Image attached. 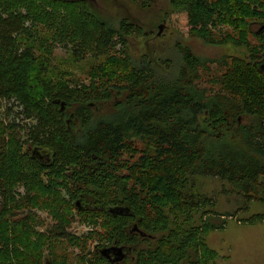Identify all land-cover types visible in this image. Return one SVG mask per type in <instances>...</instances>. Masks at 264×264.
I'll list each match as a JSON object with an SVG mask.
<instances>
[{
	"label": "trees",
	"instance_id": "trees-1",
	"mask_svg": "<svg viewBox=\"0 0 264 264\" xmlns=\"http://www.w3.org/2000/svg\"><path fill=\"white\" fill-rule=\"evenodd\" d=\"M130 1L147 9L154 0ZM169 1L164 21L179 34L244 46L253 58L264 50V0ZM149 33L131 21L117 27L84 4L0 0V108L13 103L29 121L0 120V264H110L102 250L111 246L133 251L115 264H212L220 255L210 232L239 212L215 211L200 177L264 202L263 72L242 55L206 61L180 41L173 58L135 55L130 38ZM61 44L75 61L90 60V82L55 76L51 55ZM35 147L51 156L49 166ZM45 171L64 178L65 191ZM77 199L91 208L78 209ZM38 208L55 218L46 233L35 230ZM76 215L94 227L84 240L68 232ZM70 243L81 250L76 262Z\"/></svg>",
	"mask_w": 264,
	"mask_h": 264
},
{
	"label": "rangeland",
	"instance_id": "rangeland-1",
	"mask_svg": "<svg viewBox=\"0 0 264 264\" xmlns=\"http://www.w3.org/2000/svg\"><path fill=\"white\" fill-rule=\"evenodd\" d=\"M101 3L105 8L99 7ZM98 5L97 13L101 18L115 26L118 27L123 20L131 21L140 24L145 33L151 32L149 34L152 36L148 38L141 37V35L130 38L129 47L135 55H141L144 51L149 52L152 49L158 55L173 58L176 53L175 45L179 41L189 46L194 53L206 61L220 60L224 56H243V52H248L244 46L238 48L231 45H211L200 38L179 34L170 23L164 21L166 12L172 9L169 0H154L150 8L147 9H141L130 0H108L107 2H98ZM160 25H162V34L158 35ZM39 30L42 34H47L42 26L39 27ZM51 59L55 76L64 74L71 82H90V60L75 61L71 56L70 49H67L63 44L54 47ZM211 66L216 68V63ZM204 86H207L212 92L217 90V86L211 82H207ZM20 110V107L14 106L13 103H4L0 108V120H3L5 124L12 122L18 127L19 125L23 126L29 121L17 114ZM244 120L248 122V119ZM22 135V140L26 143L24 149H26L28 143L25 141L27 138L25 131L22 132ZM138 146L141 148L143 144L138 143ZM199 184L202 191L215 196V211L226 214L227 217L230 213L239 212L234 218H226L224 228L210 232L207 238L208 245L220 255L212 264H264V220L257 223H240L238 219L250 218L253 215L264 216V202L253 200L248 203L244 195L239 194L235 188L229 186L228 183L224 184L216 177H200ZM245 205H248L249 208L244 209ZM25 214L26 211L20 210L13 216V219H19ZM33 214L36 219L35 230L37 232L46 233L54 226L55 218L48 209L38 208ZM93 228L86 216L76 215L68 232L80 236L84 240ZM67 242L69 243V240ZM96 243V240H89L88 248L93 249ZM70 246L71 258L76 262V255L81 250L71 243Z\"/></svg>",
	"mask_w": 264,
	"mask_h": 264
},
{
	"label": "flooded vegetation",
	"instance_id": "flooded-vegetation-1",
	"mask_svg": "<svg viewBox=\"0 0 264 264\" xmlns=\"http://www.w3.org/2000/svg\"><path fill=\"white\" fill-rule=\"evenodd\" d=\"M60 1H64V2H74V3H79V4H84L88 7H90L92 10H96L98 11L99 9H97V5H98V2H107L108 0H60ZM99 6V5H98ZM99 7H104L103 3L100 4ZM105 11H108L107 9H104ZM261 27L260 24L258 23H255L251 26V32L253 33L254 30H258L259 28ZM243 56L245 58H249V59H254V65H256L258 67V69L260 70V68L262 66H264V50L262 52H259L256 54V58H253L254 57V53H251V54H248V52H243L242 53ZM264 74V72H263ZM246 119L249 118V117H245ZM31 150V147L28 146L26 151L27 152H30ZM39 160H41L44 164V166H49L50 164V160L52 159L51 156H41V157H37ZM42 176L44 178V180L48 183L50 182L51 184H54V185H59V187H56L57 189H62L64 188V184L66 183V180L64 178H57V177H54L52 178V176L50 177V175L48 174V171H45L42 173ZM51 178V179H50ZM65 191V190H63ZM82 210V209H81ZM110 263V261H109Z\"/></svg>",
	"mask_w": 264,
	"mask_h": 264
},
{
	"label": "water",
	"instance_id": "water-1",
	"mask_svg": "<svg viewBox=\"0 0 264 264\" xmlns=\"http://www.w3.org/2000/svg\"><path fill=\"white\" fill-rule=\"evenodd\" d=\"M263 29H264V26L260 30H263ZM161 34H162V25H160V31L158 32V35H161ZM260 71L264 72V66H262L260 68ZM32 155L34 157H41V156H43L40 148H38V147H35L32 150ZM75 206L78 209H82V210L91 208V205L90 204L84 206L82 204L81 199H77L75 201ZM127 210H128L127 208H123V207H114V208H111L110 209V211L112 213H114V214H117V213L118 214H122L124 211H127ZM134 230H139V229H138L137 226H135L134 227ZM141 233L143 235H146L143 231H141ZM131 251H132L131 248H128L125 251V249L123 247L111 246V247H108V248H104L102 250V253L110 261V264H115V263H118V262L122 261L126 257V255L128 253H131ZM45 264H51V262L48 259H46Z\"/></svg>",
	"mask_w": 264,
	"mask_h": 264
},
{
	"label": "bare ground",
	"instance_id": "bare-ground-1",
	"mask_svg": "<svg viewBox=\"0 0 264 264\" xmlns=\"http://www.w3.org/2000/svg\"><path fill=\"white\" fill-rule=\"evenodd\" d=\"M133 252V251H132ZM130 256V255H129ZM124 260V259H123ZM122 262V261H121Z\"/></svg>",
	"mask_w": 264,
	"mask_h": 264
}]
</instances>
